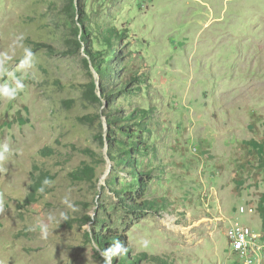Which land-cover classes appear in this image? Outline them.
Instances as JSON below:
<instances>
[{
    "label": "rangeland",
    "instance_id": "374dc122",
    "mask_svg": "<svg viewBox=\"0 0 264 264\" xmlns=\"http://www.w3.org/2000/svg\"><path fill=\"white\" fill-rule=\"evenodd\" d=\"M5 144L0 264H104V230L128 238L113 264H243L229 226L264 244V0H0Z\"/></svg>",
    "mask_w": 264,
    "mask_h": 264
},
{
    "label": "trees",
    "instance_id": "16d2710c",
    "mask_svg": "<svg viewBox=\"0 0 264 264\" xmlns=\"http://www.w3.org/2000/svg\"><path fill=\"white\" fill-rule=\"evenodd\" d=\"M104 38V36H103ZM89 41V38L88 37H84L83 38V41L87 42ZM107 44L109 45H114L115 43H112L111 39L107 40ZM91 55H93L94 57V63L96 65V67H98L99 69L102 70L103 74L106 76L108 73H110V76L111 77H114L113 76V72H114V61H111L112 63L111 64H107L105 62V59L102 55V53H100L101 51L100 50H97V51H88ZM106 53H111L110 54V57H118V55L115 54V51H113L112 49H106L105 51ZM95 87H96V83L95 82H92L91 85H90V91L94 94L95 97L98 98L97 94H96V91H95ZM118 87H120L118 85ZM114 88V86H113ZM106 93H108L109 91L104 89ZM108 91V92H107ZM108 99L110 100L109 101V104H113V101L111 99V97H108ZM111 116L114 117L113 113H111ZM123 116H126V115H123ZM117 119V118H116ZM129 123H133V124H136V125H141V121H137V119L135 121H130ZM142 126V130L144 131H148V129L144 126V125H141ZM130 131V130H129ZM132 133H134V131H131ZM120 143H122L124 146V148H122V145L121 147L119 146V150L121 151V155H118L116 156V158H118V161L119 163H122L124 166H130V167H133L135 166V163L136 162V157L135 155L137 153H139V148L141 146L144 145V139L142 138V134L139 133L138 134V138L134 141H130L129 143L127 141H119ZM132 172H136V170L133 168L132 169ZM139 182V184H142L143 183V180H142V177H138L136 178ZM135 179V181H136ZM129 200L128 201H131L132 205L130 207H132L134 210L139 208V209H143L145 208L146 206V201L141 199L142 201H140V203H136V200L138 198V196H144V187L139 189V193L138 195L134 196L131 192L129 193ZM102 228V227H101ZM104 228V227H103ZM106 233H104L103 231H100L97 233L98 237H100L99 241L101 242V244L103 245V247L106 249L108 248L115 240H120L124 243V245L127 247L128 251L126 254H121L119 256H117L118 258L120 257L121 259V262H128L130 261V259H132V257L130 256L129 254V243H128V238L125 234H120V233H117V232H113V231H106L104 230ZM106 239V240H104ZM110 239V241L108 240ZM108 242V244L106 243Z\"/></svg>",
    "mask_w": 264,
    "mask_h": 264
},
{
    "label": "built area",
    "instance_id": "2783aa9c",
    "mask_svg": "<svg viewBox=\"0 0 264 264\" xmlns=\"http://www.w3.org/2000/svg\"><path fill=\"white\" fill-rule=\"evenodd\" d=\"M226 237L232 251L242 259L243 264H261L264 244L261 242L260 231L250 225L236 224L229 226Z\"/></svg>",
    "mask_w": 264,
    "mask_h": 264
},
{
    "label": "clouds",
    "instance_id": "9594fccd",
    "mask_svg": "<svg viewBox=\"0 0 264 264\" xmlns=\"http://www.w3.org/2000/svg\"><path fill=\"white\" fill-rule=\"evenodd\" d=\"M28 54L31 55L30 52ZM8 152H9L8 145L5 144L2 147H0V161L6 158L5 154ZM44 184L48 185L50 184V181L45 179ZM41 191H43V189H41ZM42 228H43L41 232L42 238H46L47 237V226L42 225ZM30 230H35V229H30ZM147 243H148L147 241L144 242L145 247H147ZM97 251L103 257L104 264H113V258L121 254H126L128 249L122 241L115 240L108 248L104 250H101L99 247H97Z\"/></svg>",
    "mask_w": 264,
    "mask_h": 264
},
{
    "label": "crops",
    "instance_id": "0c3cea01",
    "mask_svg": "<svg viewBox=\"0 0 264 264\" xmlns=\"http://www.w3.org/2000/svg\"><path fill=\"white\" fill-rule=\"evenodd\" d=\"M264 185V184H263ZM262 191H264V186H262V189H261ZM248 211H249V214H250V219H249V221H250V223H252L253 222V219L252 218H254V216L253 215H251V214H254L255 213V208L253 207V206H250V205H248ZM243 212H245V208H244V211H242V213Z\"/></svg>",
    "mask_w": 264,
    "mask_h": 264
}]
</instances>
